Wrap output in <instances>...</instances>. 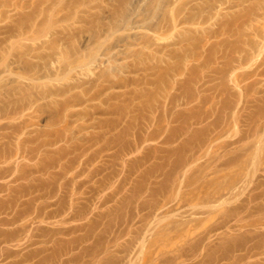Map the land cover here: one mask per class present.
<instances>
[{"label":"rangeland","instance_id":"obj_1","mask_svg":"<svg viewBox=\"0 0 264 264\" xmlns=\"http://www.w3.org/2000/svg\"><path fill=\"white\" fill-rule=\"evenodd\" d=\"M17 150L0 264H262L233 242L264 251V227L241 228L264 219V0H0V151ZM47 162L78 171V197Z\"/></svg>","mask_w":264,"mask_h":264},{"label":"bare ground","instance_id":"obj_2","mask_svg":"<svg viewBox=\"0 0 264 264\" xmlns=\"http://www.w3.org/2000/svg\"><path fill=\"white\" fill-rule=\"evenodd\" d=\"M62 139H65V138H60V137H55L54 139H53V142L51 141L49 144H56L57 142H59V141H61ZM69 141V140H68ZM2 151H0V165L1 164H6V166L3 168V167H1L0 166V179L1 180H3V178L4 177H7V176H4V174L5 173H7L8 174V176H11L12 177V175H16L15 174V171H16V169H14L13 167H11V165H10V160H6L5 161V159L7 158H9L10 159V157H11V159L14 157H16V153L18 154V150H17V152L16 151H13V152H15V153H12V152H10V151H8V152H6V151H3L2 153H1ZM72 153L73 154H78V145H73V147H72ZM50 163H51V165H50ZM52 163L53 162H47L46 164H43V165H41L42 167H40V166H38V167H36L35 168V171L36 172H40V173H47V171H48V169L49 168H58V171L54 174V175H57V176H59V177H61V176H64V179H65V182H64V187L63 188H65V190L66 189H68V185H70L71 186V189H70V194L71 195H73V197L75 196H77L78 197V171L77 172H75V173H70V174H68V172L66 171V172H64V168H63V166H61V165H58L57 163H54L53 165H52ZM49 173H50V171H49ZM17 178H19V177H17ZM5 179V178H4ZM16 180V179H12V182H14V181ZM1 186V188H0V191L2 190V188H3V186L2 185H0ZM64 190V189H63ZM61 191H62V189H61ZM52 195L53 194H51V195H48V196H51L52 197ZM70 195V196H71ZM38 197V196H37ZM72 197V196H71ZM61 199V198H60ZM75 200H77V198L75 199ZM61 201V200H60ZM48 206H51V205H48ZM161 207V206H160ZM159 208V207H158ZM44 209V208H43ZM160 209V208H159ZM159 211V210H158ZM76 212H78V211H76ZM156 212V211H155ZM35 213V212H34ZM33 213V214H34ZM149 214V213H148ZM7 215V214H6ZM61 215V213H60V211H59V209H54V210H50V211H46V212H41V214L40 213H36L34 216H33V219L31 218V220L32 221H35V220H37L38 222H44V221H47V219H51V218H56V217H59ZM68 215V214H67ZM10 216V215H9ZM148 216V215H147ZM69 219H72V220H74V221H77L78 220V214H76V213H72V214H70V216H69V218H67V216L64 218V219H61V220H59V223L61 224V223H63L64 221H66V220H69ZM4 220V219H3ZM11 220V221H10ZM8 219V221L6 220H4L6 223L8 222H10L9 224H13V223H15L17 220L16 219ZM4 221L2 222V223H4ZM0 222H1V220H0ZM1 223V224H2ZM7 223V224H8ZM245 226H248V227H255V228H257L258 226H263L264 227V219H255V221H250L249 223H247V224H243L242 226H241V228L242 227H245ZM223 227V225L222 224H218V225H215V226H213V227H210L209 228V230H208V233H213V232H215V231H217V230H219V229H221ZM66 232H68V229H64V228H57V229H55V230H52L51 231V236H50V238H48V241H51L52 240V236H56V235H58V234H64V233H66ZM251 236V235H250ZM78 238V237H77ZM44 240V239H43ZM244 240V239H243ZM247 240V239H246ZM245 240V241H246ZM264 240V239H263ZM42 241V240H41ZM47 241V239H45L43 242H46ZM77 241H78V239H77ZM76 241V242H77ZM258 243V242H257ZM233 247L234 248H236V250H241V249H244L245 250V253L246 254H249L250 256H260V255H264V251H262V250H259L258 248H256V247H254V246H250V247H244L243 246V244H242V242L241 241H238V242H233ZM130 248H131V246L130 245H128V246H126V248H123L122 249V252H124L125 253V255H127L128 253H129V251H130ZM158 253V252H157ZM156 253V254H157ZM243 258H244V254L243 255H241V256H238L237 258H235L231 263H225L224 261H225V259H226V257H225V254H221L220 256H218V257H215V258H212V257H210V258H208L207 260H206V264H240L241 262H242V260H243ZM262 260V264H264V259L263 258H261ZM68 263H73V264H78V257H75V258H73V259H68L66 262H58L57 261V264H68ZM107 264H118L117 263V261H108L107 262Z\"/></svg>","mask_w":264,"mask_h":264}]
</instances>
